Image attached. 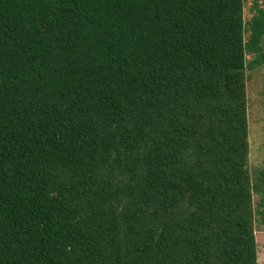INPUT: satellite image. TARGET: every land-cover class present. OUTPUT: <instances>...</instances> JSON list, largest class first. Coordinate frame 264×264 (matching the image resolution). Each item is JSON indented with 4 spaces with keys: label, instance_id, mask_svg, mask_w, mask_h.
Masks as SVG:
<instances>
[{
    "label": "trees",
    "instance_id": "1",
    "mask_svg": "<svg viewBox=\"0 0 264 264\" xmlns=\"http://www.w3.org/2000/svg\"><path fill=\"white\" fill-rule=\"evenodd\" d=\"M253 6L0 0V264H255Z\"/></svg>",
    "mask_w": 264,
    "mask_h": 264
},
{
    "label": "rangeland",
    "instance_id": "2",
    "mask_svg": "<svg viewBox=\"0 0 264 264\" xmlns=\"http://www.w3.org/2000/svg\"><path fill=\"white\" fill-rule=\"evenodd\" d=\"M256 8L264 10V0H242L241 18L245 23ZM247 32L243 34V37ZM264 46V40L262 41ZM245 59H249L246 55ZM244 100L247 134L249 136L246 171L249 177L256 174L261 166L262 143L264 140V65L244 70ZM257 200L255 194L251 195V207L254 208ZM252 230L255 237V264H264V224H260L254 214Z\"/></svg>",
    "mask_w": 264,
    "mask_h": 264
}]
</instances>
